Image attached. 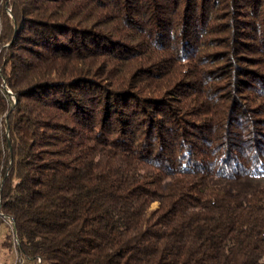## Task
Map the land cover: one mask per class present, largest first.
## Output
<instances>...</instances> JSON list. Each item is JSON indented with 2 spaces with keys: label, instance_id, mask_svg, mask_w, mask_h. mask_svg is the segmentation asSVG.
<instances>
[{
  "label": "trees",
  "instance_id": "trees-1",
  "mask_svg": "<svg viewBox=\"0 0 264 264\" xmlns=\"http://www.w3.org/2000/svg\"><path fill=\"white\" fill-rule=\"evenodd\" d=\"M247 175H264V0H0V250L264 264V188L209 183Z\"/></svg>",
  "mask_w": 264,
  "mask_h": 264
},
{
  "label": "rangeland",
  "instance_id": "rangeland-1",
  "mask_svg": "<svg viewBox=\"0 0 264 264\" xmlns=\"http://www.w3.org/2000/svg\"><path fill=\"white\" fill-rule=\"evenodd\" d=\"M8 94L11 101L15 103L16 99L14 93L8 90ZM209 183L222 190L247 195L254 189L264 188V175H247L237 179L211 177ZM6 222H8V219ZM10 228H13L12 231H14V224L13 227ZM15 240L16 239H14V241ZM0 259L4 260L6 264H11L14 259L13 250L12 252L0 250ZM25 264H32V262H25Z\"/></svg>",
  "mask_w": 264,
  "mask_h": 264
},
{
  "label": "built area",
  "instance_id": "built-area-1",
  "mask_svg": "<svg viewBox=\"0 0 264 264\" xmlns=\"http://www.w3.org/2000/svg\"><path fill=\"white\" fill-rule=\"evenodd\" d=\"M8 224L10 225V227H13V224H14L13 220L8 218ZM13 252H14V259L11 264H25L26 258L22 254H20V252L18 251L17 241L16 242L14 241L13 243Z\"/></svg>",
  "mask_w": 264,
  "mask_h": 264
}]
</instances>
